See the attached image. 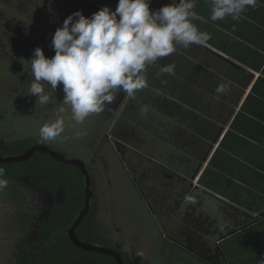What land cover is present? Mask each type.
<instances>
[{"label":"rangeland","instance_id":"374dc122","mask_svg":"<svg viewBox=\"0 0 264 264\" xmlns=\"http://www.w3.org/2000/svg\"><path fill=\"white\" fill-rule=\"evenodd\" d=\"M19 1L23 2V7L29 8V12L23 11L21 13L19 11L20 17L18 19L21 24H11L14 26L10 32L0 31V46L5 56L6 54L10 56L11 61H16L22 66L28 64L25 69L29 72L31 54L37 47L46 49V57L48 58L55 55V51L51 47L52 38L57 28L63 26L64 20L69 15L77 11H82L87 17L93 15L92 13H84L85 7H81L82 5L80 6L76 0ZM150 2L155 6L154 9L150 8V10L155 12L168 3H172V0H150ZM11 7L18 8L17 2L15 1ZM6 21L3 20V23ZM9 42L10 44H8ZM191 46L196 47L195 44ZM210 48L217 52H213L216 58L210 56L203 59V52L193 50L191 53L186 52L185 56H181L182 62L176 64L177 67L182 66V72L185 73L187 79H189L188 76L190 77L189 83L192 84L189 87L188 102L183 109L182 99L185 90L183 87L170 88L169 78L161 77L153 80L155 84L149 78V85L137 91L139 98L144 100L142 104L148 110L151 109L149 111L152 112L150 116L155 118L146 119L147 122L144 125L140 124L139 133L136 134L134 129L127 127L130 125L126 122L127 119L124 121L127 126L118 124L116 115L127 97L123 92L118 95L121 93L119 90L112 93L114 96L113 106L107 104L111 109L109 110L106 106L104 109L106 111L112 110L113 115L107 116L113 117L106 121L107 116L99 117H102V113L100 115L91 114L82 124H77L71 119L70 106L61 105L65 96L62 84L57 87L55 92L51 90L49 85H44L47 94L52 97L50 103L46 105L38 104V97L28 93L27 103L23 106L31 109L29 114H36L37 110L49 112L40 121H35L34 119L30 120L27 116L16 118V115H13L15 119L9 117L13 113L22 112L24 107L20 106L22 105L20 98L13 102L12 98L7 96L10 92L0 82V123L2 124L0 142L3 139L6 144L9 134L15 129L12 128L13 126H16L18 131H20L18 126H20L22 129L20 132L28 137L41 139L39 129L44 124L54 122L58 115L63 118L65 121L64 132L54 140V143L55 147L60 148L59 150L65 155L56 151L52 152L61 160L70 163V169L76 166L85 175H89L88 171H90L91 176L100 186L106 184L103 197L110 196L116 199L121 211H114L113 217L119 219L120 225L127 233L131 243L133 240H139L133 246L134 257L128 256L130 264H163L167 261L169 242L180 247L178 254L185 253L183 250L191 254L194 251V253L202 255V258L214 264H226L216 245L209 246L212 244L210 240H215L216 244L218 240L221 241L222 238L232 235L259 220L264 214L263 210V212H257L262 208H255L254 206L251 208V203L244 201L242 193L239 191H235L236 198L241 200L240 205L246 204L247 207L234 205L238 209L237 211L241 212L240 214L231 209H226L223 200L211 197L210 191L201 184L205 171L211 164L216 151L224 140L223 138H225L223 136H226V132L230 129L233 122V117L230 119L231 116L235 117L242 105L235 106V111L227 119V115L223 111L224 105L220 102L223 95L217 97L216 93H211L219 84L226 82L223 74L224 70L229 69L218 58L220 57L227 62L229 60L233 63L236 62L217 49ZM167 64L170 62L168 61ZM148 67L146 69L152 77V73H150L152 69ZM205 70L209 71L211 75L202 76L201 72ZM153 73H155L154 70ZM163 84H167L169 87L167 95H173L172 92L178 95H175L177 98L170 99L173 110L179 111L175 118L167 116L163 105L159 102L158 97L164 99L162 91H167L166 87H162ZM20 85L22 86L21 83ZM120 96H124L123 102L119 101L117 106L120 107L114 111L116 99ZM164 96L166 95L164 94ZM228 96L230 97V94ZM227 98L226 93L224 100ZM176 105L181 110H177ZM61 106L65 108L64 113L52 112ZM124 107H126V103H124ZM152 107L163 108L161 109L163 115L158 112L153 113L156 111ZM18 108L19 110H17ZM129 108L131 113L134 107L129 106ZM127 116L132 118L134 114ZM167 117L170 118V121L166 120ZM135 120H137L136 113ZM139 122L142 121L139 120ZM147 127L149 129H144ZM218 131L219 133L215 134ZM222 131L223 134L220 138ZM133 140L137 141L133 145L134 148L124 151L121 149V144H128ZM137 149L141 150L145 156H140ZM39 150H43V148L39 147ZM130 172L132 175H136L138 186L134 185ZM103 177L107 179L108 184L106 182L104 184ZM181 178L186 180L182 181ZM0 180H3L6 185L0 189V264H18L15 257L17 245L28 239H35L37 236V227L45 211L42 209V203L46 201L43 198L45 192L41 191L37 198L31 200L37 208L24 211L23 199L20 201V206L17 207L14 199L8 198V196L13 195L11 193L12 187L16 185V181L11 179ZM140 187L143 192H146L145 195L148 200L145 201L139 193ZM197 187H200L201 190L196 191ZM147 193H150L151 196L149 197ZM186 195H191L195 202H186ZM214 195L216 194L214 193ZM180 202L181 204L178 205ZM228 203L233 206L229 201ZM28 212L32 213V217ZM196 212L198 214H195ZM102 215L98 211L95 217L102 219ZM12 219L16 221V224L4 226ZM176 219L177 221L180 220L177 222ZM210 219L216 222L218 228H214V225V229H209L203 233L202 229H204L205 222L207 227L211 228ZM28 220L30 221L29 224ZM103 222L108 228H112L111 223H107L105 217ZM112 229L114 230L113 233L122 234V230L114 229V227ZM128 238L126 237V239ZM126 244H129L127 248L132 250L130 243ZM121 250L124 253V247ZM182 262L185 263V260ZM191 263L194 264L193 259ZM119 264H123L122 261H119Z\"/></svg>","mask_w":264,"mask_h":264},{"label":"trees","instance_id":"16d2710c","mask_svg":"<svg viewBox=\"0 0 264 264\" xmlns=\"http://www.w3.org/2000/svg\"><path fill=\"white\" fill-rule=\"evenodd\" d=\"M76 2L80 6L82 5L81 7H85L84 13L87 14H94L105 6L115 11L118 5V0H76ZM149 6L153 9L155 7L151 2ZM250 9L243 14L239 21L227 18L212 22L209 19V0H197L195 11L207 22L195 21L194 23L201 31H206L211 35V39L205 45L217 49L240 65L236 66L218 56L226 68H229H225L223 75L226 78L225 83L230 82L231 90L227 93L226 100H224V95L220 98L227 119L235 111V106L243 100V95L252 81L250 71L260 74L240 111L233 117L230 129L205 171L201 184L210 191L211 195L219 194L233 205L247 207L246 204L240 205L241 200L236 198L235 191H239L242 193L244 201L251 203V208L253 206L262 208L257 211L260 212L264 211V0H259L257 7L254 8V15L247 18V12ZM193 50L203 52V59L210 56L216 58L215 54L204 46H190L187 49L177 46L176 52L160 58L150 65V68L148 67L152 69L150 70L152 77L147 69L145 72L147 85L151 79V82L155 84L153 80L162 77L170 79V88L183 87L185 95L182 99V109L188 102L189 87L192 84L189 83L190 77L188 76L189 79H187L185 73L182 72V66L177 67L176 64L182 62L181 56H185L186 52L191 53ZM168 61L170 64H175V75L160 73V68L166 66ZM201 73L205 77L211 75L206 70ZM162 87H166L167 91H162L164 99L158 97L159 102L163 105L166 115L175 118L179 111L173 110L170 99L177 98L175 96L177 94L172 92L173 95L169 96L167 95L169 91L167 84H163ZM211 93L215 94L216 92L212 91ZM225 106L226 108H224ZM161 109L159 110L162 111ZM176 109L181 110L178 105H176ZM218 133L219 131L215 134ZM55 158L61 160L55 155L51 159L44 158L42 163L44 162L46 165L48 175L61 170L59 173L62 179L61 187L67 195L65 205L67 219L71 218L74 224L70 229L68 226L59 230V227H62L64 223L62 225L60 222H54L53 225H48L46 230L43 228L42 231L49 237V240L43 244L45 246L29 242L19 244L17 256L20 263L119 264V261H122L123 264H130L128 256L119 250L113 240L106 241L108 235L104 229V222L95 217V214L98 213V206L92 205V209L94 208L95 211L88 212L91 210L95 195L92 187L90 188L87 183L89 175L83 174L76 166L70 169L71 164L63 160L64 166L60 168L59 164L54 161ZM9 162L10 160H0V170H3V176L0 178L18 175L17 167L8 165ZM45 185L51 191H55L52 187V179L49 178ZM92 221L95 222V229L98 231L95 234L96 238L90 243L83 242L80 238L85 235L84 228ZM77 229L78 232H76ZM63 230H66V233H60ZM167 247L169 249L167 261L163 264H192V259L194 264H214L185 250H183L185 253L178 254L180 247L176 244L169 243ZM219 249L226 264H258V261L264 259V216L224 239L220 243ZM183 260L185 263L182 262Z\"/></svg>","mask_w":264,"mask_h":264},{"label":"clouds","instance_id":"9594fccd","mask_svg":"<svg viewBox=\"0 0 264 264\" xmlns=\"http://www.w3.org/2000/svg\"><path fill=\"white\" fill-rule=\"evenodd\" d=\"M258 2L209 0V19L239 21ZM149 5L150 0H118L115 11L105 6L91 17L82 11L69 15L52 38L55 55L48 58L42 48L34 50L29 62L32 78L29 94L38 97V104L46 105L52 97L44 85L55 92L62 84L65 96L61 105L70 106L71 119L82 124L91 114L104 111L106 103H113V91L132 97L147 87V66L176 52L177 46L185 49L193 44L204 46L211 39L210 33L201 31L194 23L207 22L195 11L197 0H172L155 12ZM160 73L175 75V64L161 67ZM230 90V82L221 83L215 92L219 97ZM64 112L61 106L58 113ZM142 112L146 113L147 108ZM64 125L59 115L54 122L44 124L39 129L41 140H55L64 132ZM3 187L6 185L0 180V189ZM185 201L195 202L191 195H186ZM258 264H264V259Z\"/></svg>","mask_w":264,"mask_h":264},{"label":"flooded vegetation","instance_id":"af4514ba","mask_svg":"<svg viewBox=\"0 0 264 264\" xmlns=\"http://www.w3.org/2000/svg\"><path fill=\"white\" fill-rule=\"evenodd\" d=\"M15 1L17 2L18 8L11 7V5ZM23 5H24L23 2L19 1V0H0V31L10 32L16 23L21 24V22L18 19V17H20L19 11L21 13H23V11L29 12V8L23 7ZM3 20H7L6 23H3ZM11 24H14V25H11ZM6 43H7V41L5 42V44ZM8 44H10V42ZM46 45H48V44H46ZM0 50H1V52H0V82L5 88H7L9 90L8 92H10V93L7 92L8 93L7 96L12 98L13 102L17 98H20V100H21L20 103L22 104L20 106L26 105L27 100H28L29 88H30V84L32 81V78L30 77V72L25 69V66L28 67V64H25L22 66L16 61H11L9 55L6 54V56H5V53L3 52L1 46H0ZM43 51L45 52V56H46V54H47L46 49H44ZM31 55L33 57V54H31ZM15 80H17V83H15ZM20 83L22 84V86L20 85ZM0 92H1V87H0ZM114 92H116V90L113 91V93ZM134 96L137 97L139 100L137 98H135ZM143 102H144V100L142 98H139L137 91L134 93V95L132 97L127 96L125 101L123 102V105L121 106V109H119V111L116 115V117H118V119H117L118 124H120L122 126L126 125L124 121L127 119L126 122L130 123V125L129 126L126 125V126L130 129H134L136 131L135 134L139 133V130H140L139 125L140 124L144 125V123L147 122V121H145L146 119L155 118L154 116H150V114H152V112H148V110L146 113L142 112V109L145 108V106L142 104ZM124 103H126V107H124ZM105 106L109 110L111 109L107 106V103L105 104ZM111 106H113V103L111 104ZM129 106L134 107V109L131 113H130ZM23 107H24V109L22 110V112L17 113V114L13 113L9 117H13V115H16V118H25L27 116L28 118H30V120L34 119L35 121H40L43 117H46L49 114V112H47V113L46 112H40L38 110H37L36 114L35 113L29 114V113H31L30 112L31 109L30 110L27 109L26 106H23ZM104 109H105V107H104ZM17 110H19V108ZM52 112L57 113L58 109L54 110ZM157 112L160 115H163L161 113L162 111H160V112L156 111L153 113H157ZM101 113H102V117L99 116L100 118H104L107 115H113L112 110L111 111L104 110ZM101 113H99V115ZM108 113H110V114H108ZM135 113L137 115V120H135ZM129 114H134V116L132 118L131 117L128 118L127 115H129ZM4 116L7 117V115H4ZM111 117H113V116H107L106 121ZM163 117H166V116H163ZM13 119H15V117H13ZM139 120L142 122H139ZM166 120L170 121V118L167 117ZM102 124H103V120H102ZM1 125L2 124L0 123V127H1ZM133 127H135V128H133ZM12 128H15V129L13 130V132L11 134H9L10 136H9V138H7L8 140H7L6 144H5V142H3V139H1V142H0V160H10V162H9L10 164H8V165L17 167L16 170H17L18 175H14V176H11L8 178H0V179H11V180L16 181V185L12 187L11 193L13 195L8 196V198L9 199L13 198L15 201V206H17V207L20 206V201H21V199H23L24 211L25 210L29 211V209L31 210V209L37 208V206H35V203L31 200L37 198L41 191L45 192V196L43 198H45L46 201L44 203H42V209H44L45 211L43 213V217L39 221V226L37 227V236L35 239H32V240L28 239V240L23 241V243L29 242L31 244L36 243V244H41V246H45L43 244L45 243V241L49 240V237L47 235H45V233L42 231L43 228H45V230H46V227H48V225L49 226L53 225L54 222H60V223H62V225L64 223V225L62 227H59V230H62L61 228H63V227L67 228L68 226H69L68 228L70 229V228H72L71 225L74 224V222L72 221L71 218L67 219V214H66V209H65V205L67 202V195H66L64 189L61 187L62 186V179H61V176L59 174L61 172V170L53 172L54 174L52 173V174L48 175L46 165L44 164V162L42 163L44 158H46V159L50 158L51 159V158L55 157V154L52 151H56L58 153H62V152H61V150H59L60 148L55 147L54 140H53V142L52 141L45 142V141H42L41 139L28 137L25 134L21 133L20 131L22 129L20 126H18V129L20 131L16 130V126L15 127L13 126ZM104 129H105V127H104ZM144 129H149V128L147 127ZM1 130H2V128H0V131ZM109 140H110V138H109ZM135 143H137V141L133 140L132 142H128V144H124V143L121 144L120 147L123 151L124 150H131L132 148H134L133 145ZM41 144H43V145H41ZM39 147H42L43 150H39ZM137 150H139V149H137ZM141 152L142 151L139 150L138 154L140 156L144 157L145 155ZM62 155H65V154L62 153ZM150 159L154 160L153 158H150ZM54 161L59 164L58 166L60 168L62 166H64V163L62 160L55 158ZM43 166L45 169L44 168L42 169ZM88 173H89V178H88L87 183L90 186V188L92 187L93 193L95 194L93 196V204H91V207H90L91 210H89L88 212L95 211L94 208L92 209V205H97L98 211L101 212V214H103L101 216L102 219L104 220V217H105V219H107V223L108 222L111 223L112 228L114 227V229L122 230L121 235H118V233L115 234V233H113L114 230L110 227L108 228L106 223H104V226L106 227L104 229L106 230V233L108 235V238L106 241L111 242L113 240L114 243L117 244V246L119 247V250L122 253H123V251L121 250V248L124 247V253L123 254H126L127 256L130 255V256L134 257L133 246L136 244V241L138 242L139 240L138 239L133 240V242L131 243L129 241L127 233L123 230V227L120 225L119 219H116L113 217L114 211H118V212H121V211L119 210V206L117 204L116 199L111 198L110 196L109 197H103V194H104L105 189H106L105 182L108 184L107 179H105L103 177V179H104L103 181H104L105 185L100 186L95 181L94 177L91 176L90 171H88ZM100 174H101V171H100ZM130 175L133 179L134 185L138 186L139 184H138L136 175L135 174L132 175L131 172H130ZM101 176H102V174H101ZM105 177L107 178V175ZM49 178L52 179V187L55 191H51L50 188H48L45 185V183L48 182ZM184 180H186V179H182V181H184ZM195 190L197 191V190H201V189H200V187H197ZM139 193L142 195V197L145 201L148 200L146 195H145L146 192L145 191L143 192L141 187H140ZM208 194H210V193H208ZM211 197H214V198L219 199V200H223V202L226 205V209H231L232 211H236L239 214L241 213V212L237 211L238 209H236V206H234V205H233L234 207L231 206L228 203V201H225L224 199L218 198L214 194L211 195ZM180 204H181V202L178 205H180ZM28 213L32 217V213L31 212H28ZM195 214H198V213L196 212ZM17 216L20 217V215H17ZM176 221H177V219H176ZM209 221L212 223L211 228H208L207 224L205 222L203 225L204 229H202L203 233H204V231L206 232L209 229L218 228L215 221H212L211 219ZM209 221H208V223H209ZM13 223L16 224V221L14 219L8 221L4 226H6L8 224L10 226H13L12 225ZM29 223H30V221L28 220V224ZM214 225H215V227L213 228ZM108 226H110V225H108ZM95 228L96 227H95L94 221L86 224V226L84 228L85 235L81 236L80 239L83 242H86V241L88 243L92 242L96 238L95 234L98 232ZM86 230H88L87 234H86ZM239 231H241V229ZM239 231H237V232H239ZM76 232H78V229L76 230ZM60 233H62V234L66 233V230H63ZM230 236L231 235H229L225 238H222L221 241L218 240L216 244H215V240H210L212 244H209V246L216 245V247L220 253V249H219L220 243L224 239H226ZM121 237H122V239H121ZM126 237L128 239H126ZM21 243H19V244H21ZM126 243H130L132 250H129L127 248L129 246V244H126ZM169 243H171V242H169ZM121 245H122V247H121ZM18 253H19V251L17 249V253L15 254L17 263L18 264H24V263H20L18 256H17ZM192 253H193V255H197V256L202 257V255H200L198 253H194V251H192ZM125 258H126V256H125Z\"/></svg>","mask_w":264,"mask_h":264},{"label":"crops","instance_id":"0c3cea01","mask_svg":"<svg viewBox=\"0 0 264 264\" xmlns=\"http://www.w3.org/2000/svg\"><path fill=\"white\" fill-rule=\"evenodd\" d=\"M254 9H250L248 12H247V18H251L253 15H254ZM237 64V66H238V63H235V65ZM251 72V74H255L256 76H255V79L254 80H252L251 81V83L249 84V86H248V88L249 89H247L246 90V93H244V95H243V100H241V104L243 105V103L245 102V100L247 99V97H248V95H249V93H250V91H251V89H252V87H253V85L255 84V82L257 81V79L259 78V76H260V74L259 73H256V72H254V71H250ZM246 94V95H245ZM245 96V97H244ZM242 105H241V107H242ZM237 106V105H236ZM149 108V107H148ZM152 109H154L155 111H159L160 112V110H159V108L158 107H152ZM148 110V109H147ZM149 111H151V109L149 108V110H148V112ZM232 117H234V116H231V118L230 119H232ZM144 119V118H143ZM227 131V130H226ZM224 137V136H223ZM222 137V138H223ZM148 194V196L150 197L151 195H150V193H147ZM216 197H218V198H222V199H224V200H226V201H228V199H225V197H222L221 195H219V194H216Z\"/></svg>","mask_w":264,"mask_h":264},{"label":"water","instance_id":"95a60500","mask_svg":"<svg viewBox=\"0 0 264 264\" xmlns=\"http://www.w3.org/2000/svg\"><path fill=\"white\" fill-rule=\"evenodd\" d=\"M204 47L206 48V49H208V50H210L211 52H215V53H217L215 50H213V49H211L210 47H208V46H206V45H204ZM219 53V52H218ZM230 61V60H229ZM231 62V61H230ZM231 63H233V62H231ZM235 64V63H234ZM236 66H237V64H236ZM238 66H240V65H238ZM255 74H252V80H254L255 79ZM247 89H249V88H247ZM246 93V92H245ZM123 97L124 96H120L119 98H117L116 99V104H115V106L113 107V110L114 111H117L118 109H119V107L117 106L118 105V102L120 101V102H123L122 101V99H123ZM241 104V102H239L238 104H237V106L236 107H238L239 105ZM222 134H223V131H222V133L220 134V138H221V136H222ZM264 216V214L262 215V217Z\"/></svg>","mask_w":264,"mask_h":264}]
</instances>
